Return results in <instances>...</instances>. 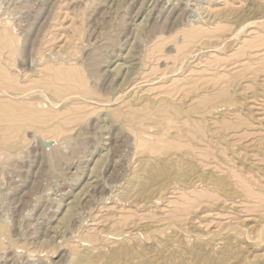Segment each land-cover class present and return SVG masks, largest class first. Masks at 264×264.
Instances as JSON below:
<instances>
[{
	"label": "rangeland",
	"instance_id": "obj_1",
	"mask_svg": "<svg viewBox=\"0 0 264 264\" xmlns=\"http://www.w3.org/2000/svg\"><path fill=\"white\" fill-rule=\"evenodd\" d=\"M215 262L264 264V0H0V264Z\"/></svg>",
	"mask_w": 264,
	"mask_h": 264
},
{
	"label": "bare ground",
	"instance_id": "obj_2",
	"mask_svg": "<svg viewBox=\"0 0 264 264\" xmlns=\"http://www.w3.org/2000/svg\"><path fill=\"white\" fill-rule=\"evenodd\" d=\"M4 227V226H3ZM197 253V252H196ZM196 253H194V254H196ZM227 253V252H226ZM201 255H203V254H200V256ZM199 256V255H198ZM196 257V256H195ZM226 257V256H225ZM200 259V258H199ZM202 259V258H201ZM205 261V260H204ZM166 262V261H165ZM225 262V261H224ZM172 263V262H171ZM209 263V262H208ZM217 262H215V264H216Z\"/></svg>",
	"mask_w": 264,
	"mask_h": 264
},
{
	"label": "water",
	"instance_id": "obj_3",
	"mask_svg": "<svg viewBox=\"0 0 264 264\" xmlns=\"http://www.w3.org/2000/svg\"><path fill=\"white\" fill-rule=\"evenodd\" d=\"M46 146H49L48 143H45Z\"/></svg>",
	"mask_w": 264,
	"mask_h": 264
}]
</instances>
